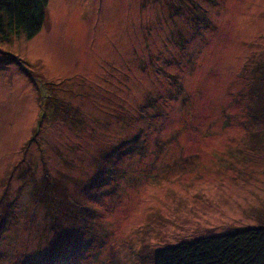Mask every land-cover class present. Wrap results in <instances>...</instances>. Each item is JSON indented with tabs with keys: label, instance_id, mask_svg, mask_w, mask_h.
Listing matches in <instances>:
<instances>
[{
	"label": "rangeland",
	"instance_id": "obj_1",
	"mask_svg": "<svg viewBox=\"0 0 264 264\" xmlns=\"http://www.w3.org/2000/svg\"><path fill=\"white\" fill-rule=\"evenodd\" d=\"M256 72L264 0H50L0 43V264H154L264 227Z\"/></svg>",
	"mask_w": 264,
	"mask_h": 264
},
{
	"label": "trees",
	"instance_id": "obj_2",
	"mask_svg": "<svg viewBox=\"0 0 264 264\" xmlns=\"http://www.w3.org/2000/svg\"><path fill=\"white\" fill-rule=\"evenodd\" d=\"M49 1L0 0V43L17 34L25 36L28 40L35 38L43 29ZM254 78L256 86L251 88V92L263 95L260 92H264V82H260L262 77L256 72ZM246 82L251 85L250 81ZM247 97L254 98L253 94L251 97L249 93ZM262 98L264 97L261 96L258 102ZM248 112L247 118L257 122L254 134L249 133L254 137L258 131H262L260 124L264 123V105L254 106ZM262 133L257 138L258 142L264 140V131ZM54 254L56 255L55 251ZM154 264H264V227L219 235L207 234L192 242H182L159 249L154 256Z\"/></svg>",
	"mask_w": 264,
	"mask_h": 264
}]
</instances>
